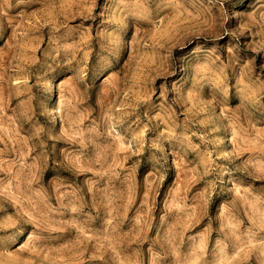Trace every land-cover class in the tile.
I'll return each instance as SVG.
<instances>
[{
    "label": "clouds",
    "instance_id": "9594fccd",
    "mask_svg": "<svg viewBox=\"0 0 264 264\" xmlns=\"http://www.w3.org/2000/svg\"><path fill=\"white\" fill-rule=\"evenodd\" d=\"M0 264H264V0H0Z\"/></svg>",
    "mask_w": 264,
    "mask_h": 264
}]
</instances>
